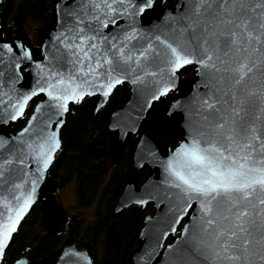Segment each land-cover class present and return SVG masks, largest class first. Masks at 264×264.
I'll list each match as a JSON object with an SVG mask.
<instances>
[{"label": "snow or ice", "instance_id": "snow-or-ice-1", "mask_svg": "<svg viewBox=\"0 0 264 264\" xmlns=\"http://www.w3.org/2000/svg\"><path fill=\"white\" fill-rule=\"evenodd\" d=\"M154 5L58 0L57 34L38 62L22 43L0 41V123L26 120L14 136L0 137V262L61 146L70 105L130 83L144 110L192 66L200 92L182 109L180 142L163 158L147 153L171 213L162 235H174L187 217L169 244L177 245L172 264H264V0H177L156 16L163 27L145 28L140 21L150 23ZM35 97L40 102L25 117ZM158 122L163 135L171 120Z\"/></svg>", "mask_w": 264, "mask_h": 264}, {"label": "trees", "instance_id": "trees-1", "mask_svg": "<svg viewBox=\"0 0 264 264\" xmlns=\"http://www.w3.org/2000/svg\"><path fill=\"white\" fill-rule=\"evenodd\" d=\"M57 0H5L0 10V26L5 37H21L31 48L35 58H40L41 41L37 30L42 23L55 20ZM191 68L183 70L190 74ZM129 87H117L107 104L96 112L98 97L85 99L74 107L62 128V150L50 170L51 177L60 181L56 193L72 181L76 182L75 212L70 211L69 222L59 233L47 232L42 224L40 206L32 209L14 235L6 253V263L29 250V264H55L62 249L70 244L86 248L95 264H129L127 256L133 248L146 212L142 207H130L112 216L130 166L131 152L136 137L126 142L116 165L111 163L116 133L102 131L111 112L125 103ZM175 97L170 94L164 102ZM21 124L18 126L20 127ZM146 169L140 173V180ZM61 204V203H60ZM94 209V211H93ZM92 210L91 219L85 211Z\"/></svg>", "mask_w": 264, "mask_h": 264}, {"label": "water", "instance_id": "water-1", "mask_svg": "<svg viewBox=\"0 0 264 264\" xmlns=\"http://www.w3.org/2000/svg\"><path fill=\"white\" fill-rule=\"evenodd\" d=\"M4 2L5 0H0V10ZM166 2L167 0H161L159 6L154 5L158 11L152 16L147 17V20L150 21V23L140 21L141 26L145 28L152 27L153 25L163 27L165 22L163 17H161L160 20H157L156 16L172 8V6L177 3V0H175L172 6L164 7ZM58 27L57 14L54 21L45 22L39 26L37 36L41 41V56L40 58H35L31 51L33 61L38 62L45 55L43 46L48 44L50 38L57 34ZM0 41L22 43L25 47L31 50L21 37L15 36L14 38H6L1 26ZM187 67L192 69L191 74L183 75V70ZM31 82L32 77L28 76L27 70H25L22 83L26 88ZM123 84H127L129 87V97L124 104L118 106L111 112L108 122L101 128V130L116 133V140L112 149L111 159V163L113 165H116L119 162L126 142L129 139L137 137L135 148L131 155V168L135 172L144 168L146 169V175L142 180H139L133 175H129L125 179L121 192L116 198L115 205L112 210V216L117 217L120 212L130 207H142L146 210L142 218V225L137 235L136 242L127 256L129 264H172L177 245L173 244V248L169 249V244H172L174 240L179 239L180 231L186 223L187 217L182 219L179 224L175 225L176 233L174 235L172 233H169L167 237L162 235V233L167 231L170 226L171 213L169 212V208L166 204L161 202L160 197L157 195L159 190L156 188V185L161 179V170L158 164L155 163L153 158L148 156L147 153L150 149L156 154V156L163 158L164 153L172 150L176 144L180 142L184 119L187 116V113L182 112V109L191 98L198 96L200 92L199 81L197 80L195 69L192 66H185L180 69L178 73L177 88L169 92L166 96L161 97L159 100L152 102L150 107H147L144 110H142L144 96L130 83ZM119 86L120 85L115 86L106 98L99 95L86 96L79 104L70 105V112L65 113L64 124L59 129L61 146L54 153L53 161L46 170L44 178L38 182L35 200L22 219L18 230L23 221L36 206H40L43 213L41 224L47 232L59 233L60 230L68 224L69 213L66 208L59 203L56 196V193L60 188V181L50 175V170L56 160V157L62 150V128L66 124L68 117L74 112L75 106L80 105L87 98L98 97L96 107V112H98L107 104L115 89ZM170 94H175L174 99L169 102L162 103ZM36 99H38V102L36 103L38 104L41 99L40 97L33 98L29 104ZM162 116L169 117L171 124L165 134L160 135L161 124L158 121ZM13 124L14 122L0 123V137L8 138L19 132L20 130L14 131ZM149 194H152L156 198L149 199ZM141 198L147 200L148 202L144 205L135 203L137 199ZM149 252L151 253V259H148L146 256V253ZM66 253L73 254L66 255ZM74 253H79V256ZM28 255L29 250L27 249L11 264H29ZM5 259L6 254L0 264H7ZM55 264L95 263L86 248L79 247L76 244H70L62 249Z\"/></svg>", "mask_w": 264, "mask_h": 264}, {"label": "rangeland", "instance_id": "rangeland-1", "mask_svg": "<svg viewBox=\"0 0 264 264\" xmlns=\"http://www.w3.org/2000/svg\"><path fill=\"white\" fill-rule=\"evenodd\" d=\"M75 188H76V182L72 181L71 183L66 184L59 192V198L61 199L60 203L64 207L66 206L72 212L76 211L74 209V203L76 199V189ZM85 214L88 219H91L93 212L92 210H86Z\"/></svg>", "mask_w": 264, "mask_h": 264}, {"label": "flooded vegetation", "instance_id": "flooded-vegetation-1", "mask_svg": "<svg viewBox=\"0 0 264 264\" xmlns=\"http://www.w3.org/2000/svg\"><path fill=\"white\" fill-rule=\"evenodd\" d=\"M160 2H161V0H156L155 6H159V5H160ZM174 2H175V0H167V2L165 3L164 7L172 6V5L174 4ZM14 37H15V36H14ZM14 37H6V38H14ZM191 70H192V69H191ZM190 74H191V73H190ZM186 75H189V74H186ZM174 95H175V94H174ZM37 102H38V99L34 100L33 102H31V103L29 104L28 108H27L26 111H25V117L31 113V109L35 106V104H36ZM162 103H166V102L163 101ZM21 122H22V125H21L20 127H18V126L21 124ZM25 122H26L25 118H20V119H18L17 121H15L14 124H13V129H14V131H18V130H20V129L25 125ZM132 139H133V138H132ZM130 140H131V139H129L128 141H130ZM136 141H137V137H136ZM135 144H136V142H135ZM134 148H135V146H134ZM133 150H134V149H133ZM132 152H133V151H132ZM132 152H131V155H132ZM131 155H130V156H131ZM130 166H131V160H130ZM131 169H132V168H131ZM143 170H144V168L141 169V170H139L138 172L131 171V172L127 175V177H128L129 175H133V176L137 177V178L140 180V173H141Z\"/></svg>", "mask_w": 264, "mask_h": 264}]
</instances>
